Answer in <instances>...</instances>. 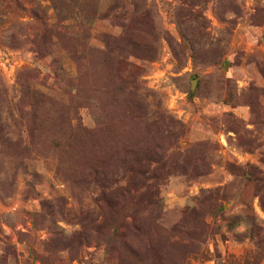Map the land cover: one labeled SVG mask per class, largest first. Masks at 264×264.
<instances>
[{
	"label": "rangeland",
	"instance_id": "374dc122",
	"mask_svg": "<svg viewBox=\"0 0 264 264\" xmlns=\"http://www.w3.org/2000/svg\"><path fill=\"white\" fill-rule=\"evenodd\" d=\"M0 264H264V0H0Z\"/></svg>",
	"mask_w": 264,
	"mask_h": 264
}]
</instances>
